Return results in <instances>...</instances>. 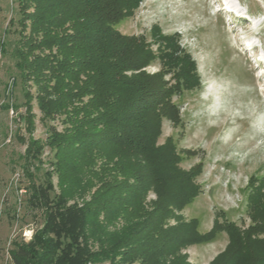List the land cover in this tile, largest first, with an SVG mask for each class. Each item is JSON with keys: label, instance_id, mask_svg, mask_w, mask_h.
Instances as JSON below:
<instances>
[{"label": "trees", "instance_id": "16d2710c", "mask_svg": "<svg viewBox=\"0 0 264 264\" xmlns=\"http://www.w3.org/2000/svg\"><path fill=\"white\" fill-rule=\"evenodd\" d=\"M141 1L18 2L21 18L9 22L20 23L12 77L36 86L37 108L44 121L60 117L65 125L47 138L61 201L76 191L94 190L78 209L64 207L60 201L46 203L44 195L34 193L43 208V225L29 241L11 242L7 251L11 264H95L100 260L189 264L181 250L209 242L219 232L227 235L228 244L209 264H264V179L251 176L247 182L246 226L227 220L223 212L214 217L206 233L198 231L195 218L185 221L177 215L175 225L166 224L174 211L199 195L196 176L201 166L182 169L172 138L158 144L161 121L182 125L180 109L172 99L195 90L199 76L177 33L164 34L153 26L149 42L142 35H123L115 29ZM5 46L1 42L0 50ZM156 61L159 71L145 73L143 69ZM13 78L11 94L16 86ZM24 89L23 98H29V89ZM20 116L26 130L31 129L30 115ZM41 149L38 140L28 139L23 157L26 172L37 166ZM148 191L156 196L150 210L143 200ZM81 208L100 213L103 223L87 222L79 214ZM105 223L121 224L104 231L92 252L85 241L87 227L90 224L95 230ZM2 254L0 245V264Z\"/></svg>", "mask_w": 264, "mask_h": 264}, {"label": "rangeland", "instance_id": "374dc122", "mask_svg": "<svg viewBox=\"0 0 264 264\" xmlns=\"http://www.w3.org/2000/svg\"><path fill=\"white\" fill-rule=\"evenodd\" d=\"M18 2L0 0V44L7 45L0 50L1 264H11L7 251L12 241H29L28 236L43 225V208L34 193L44 195L46 203L60 201L64 207L78 209L94 190L90 188L84 194L76 191L61 201L53 173L55 159L47 138L52 131L64 130L65 125L60 117L44 121L37 108L36 86L12 77L16 74L12 55L20 23L9 22L21 18ZM153 26L164 34L180 36V45L195 61L199 76L195 90L172 99L180 109L182 125L161 121L158 144L172 138L182 169L201 166L196 176L199 195L180 211H174L166 224L175 225L177 215L185 221L195 218L198 231L206 233L214 217L223 212L227 220L246 226L247 182L251 176L264 179V0H142L131 16L114 27L123 35H142L150 42ZM159 69L156 61L143 70L153 74ZM12 78L16 86L11 94ZM23 85L29 89V98H23ZM8 103L11 105L6 108ZM27 114L32 120L31 133L20 120V115ZM18 135L23 140L16 139ZM29 138L38 140L42 149L37 166L26 172L23 157ZM34 184L40 187L35 189ZM143 200L150 210L156 196L148 191ZM91 211L81 208L79 214H84L87 222L103 223L102 215ZM120 224L105 223L95 230L89 224L87 240L84 238L89 249L95 252L104 231ZM227 244V235L219 232L213 240L187 246L180 254L189 264H209ZM95 264L109 263L100 260ZM120 264L141 263L135 260Z\"/></svg>", "mask_w": 264, "mask_h": 264}, {"label": "built area", "instance_id": "2783aa9c", "mask_svg": "<svg viewBox=\"0 0 264 264\" xmlns=\"http://www.w3.org/2000/svg\"><path fill=\"white\" fill-rule=\"evenodd\" d=\"M31 239V234L28 236V240H30Z\"/></svg>", "mask_w": 264, "mask_h": 264}]
</instances>
